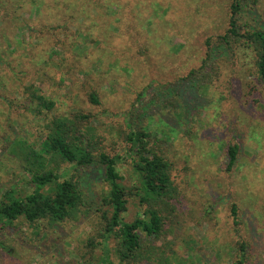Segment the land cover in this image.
Wrapping results in <instances>:
<instances>
[{
    "label": "rangeland",
    "instance_id": "rangeland-1",
    "mask_svg": "<svg viewBox=\"0 0 264 264\" xmlns=\"http://www.w3.org/2000/svg\"><path fill=\"white\" fill-rule=\"evenodd\" d=\"M232 1L100 0L63 26L52 5L38 13L29 3L5 10L0 0V201L33 189L28 169L39 167L32 151L52 117L88 113L86 130L103 151L123 156L118 171L133 192L130 128L149 132V146L172 166L175 210L159 238L140 232L149 257L134 264H237L238 241L246 243L243 264H264V86L254 74V53L231 55L215 46L227 31ZM239 25L264 30V0H248ZM211 45L206 70L217 73L187 79ZM34 91L53 108L40 106ZM230 144L238 145V155L228 168ZM44 159L77 176L70 164ZM82 183L85 201L72 217L1 219L0 264H124L115 240L102 237L109 215L102 174L94 171ZM143 208L130 196L123 220ZM106 256L109 262L101 263Z\"/></svg>",
    "mask_w": 264,
    "mask_h": 264
},
{
    "label": "trees",
    "instance_id": "trees-1",
    "mask_svg": "<svg viewBox=\"0 0 264 264\" xmlns=\"http://www.w3.org/2000/svg\"><path fill=\"white\" fill-rule=\"evenodd\" d=\"M99 1L1 0V5L7 10L14 5L20 7L23 3H29L37 13L43 5L47 4L49 7L52 5L59 9L63 20L65 19L62 24L66 26V22L73 16L77 19L83 15V11H79L82 6ZM247 1L233 0L230 3L227 31L219 36L218 44L214 45L232 51L231 55L235 54L236 49L241 51L249 49L254 53V74L264 86V30L255 28L240 31V12ZM78 11L80 16L76 17ZM214 45L207 49L200 68L192 69L187 79L195 78L201 71L203 72L201 78L214 74L211 71L217 73L215 67L210 66V72L206 70L214 52ZM32 96L43 108L48 110L53 108V101L44 95L34 91ZM92 100L97 102L95 97ZM90 117V114L82 112H75L71 116L52 117L40 148L38 151H32L33 160L39 167L36 170L28 169L33 189L23 196L7 194L6 199L0 201V220H14L23 216L29 222L39 219L58 222L72 217L85 201L82 179L90 178L91 174L97 171L102 174V181L107 185L102 205L107 206L109 210V215L103 216L105 222L102 237L105 240L110 237L115 240L114 250L121 262L134 264L149 257L140 232L154 239L159 238L165 233V221L169 213L175 210L172 201L178 196V188L175 185L172 166L162 153L149 146V132L130 128L126 141L129 144L127 153L134 159L132 167L136 184L133 192L122 183L123 178L118 171V164L123 156L109 155L103 151L99 139L86 130L85 124L89 122ZM237 155L238 145H228L226 149L228 168L236 163ZM47 156L54 163L61 161L70 164L76 169L77 176L68 177L67 171L60 173L49 167L50 162L46 163L44 159ZM132 195L139 197V203L144 208L132 221H124L122 214L127 210L128 198ZM230 213L236 222L238 207L235 203L231 204ZM245 253L246 243L238 241L234 262L243 264ZM104 262H109L107 256L101 259V263Z\"/></svg>",
    "mask_w": 264,
    "mask_h": 264
}]
</instances>
